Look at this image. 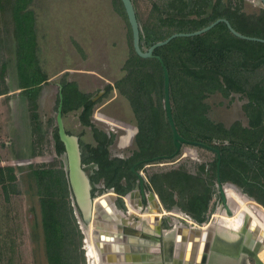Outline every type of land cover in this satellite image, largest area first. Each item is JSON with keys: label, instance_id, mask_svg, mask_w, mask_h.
<instances>
[{"label": "trees", "instance_id": "obj_1", "mask_svg": "<svg viewBox=\"0 0 264 264\" xmlns=\"http://www.w3.org/2000/svg\"><path fill=\"white\" fill-rule=\"evenodd\" d=\"M112 2L129 29V52L123 62V75L114 82V88L127 102L135 118L137 133L133 141L136 149L130 157L111 156L109 147L113 135L98 129L91 120L95 105L92 95L79 90L75 82L62 79L60 83L63 118L71 112H78L80 124L88 128L93 137V143L84 144L79 140L82 164H88L92 194L96 191L94 186L101 184L102 190L113 189L121 197L135 186L137 178L131 168L136 162L163 155L169 157L174 146L163 107L162 68L156 59H144L135 54L122 3L120 0ZM212 2L157 0L145 20L135 11L142 28L141 47L146 49L173 33L199 30L219 18L227 19L244 35L264 39V28L247 30L241 26L242 21L234 19L231 0ZM38 3L39 0H0V20L5 16L14 19L12 27L17 31L18 42L23 30L30 35L34 32ZM211 5L214 6L210 16L200 19L204 12L196 13L195 9L205 11ZM29 43L34 44V38ZM154 53L162 58L169 73L172 115L179 134L188 141L218 149L222 183L238 186L264 207V43L239 39L219 23L204 34L175 38ZM32 55L29 63L30 72L34 73L37 67L34 68L35 53ZM1 75L0 70V80ZM112 89L107 86L104 94H110ZM216 93L225 98L237 95L244 100L243 110L249 120L247 127L238 121L226 127L209 118V105L205 100ZM36 110L37 104L32 101L30 114L35 120ZM67 132L72 134L69 130ZM53 140L55 154L61 157L64 146L59 141L56 127L53 128ZM224 141L227 144H222ZM35 155L34 151L32 157ZM26 170L34 182L39 203L47 264H84L83 250L80 249L82 234L70 204L71 193L63 161L48 165L30 164ZM148 181L167 210L178 205L197 222H203L211 186L216 182V155L213 172L207 179L201 172L195 176L184 170H173L152 174ZM0 188L6 199L9 194L17 192L14 167H0ZM118 205L123 207L121 200Z\"/></svg>", "mask_w": 264, "mask_h": 264}, {"label": "rangeland", "instance_id": "obj_2", "mask_svg": "<svg viewBox=\"0 0 264 264\" xmlns=\"http://www.w3.org/2000/svg\"><path fill=\"white\" fill-rule=\"evenodd\" d=\"M40 1L42 2V0ZM44 1L49 2V10L45 8L46 10L43 13L52 14L55 12L61 18L60 66L62 68L70 67L71 72L63 73L60 80L75 82L79 90L91 94L92 98L96 97L100 91H105L107 86L113 87L110 94H103L94 101L95 105L91 120L98 129L103 130L110 136L113 135L112 144L109 147L112 157L124 159L130 157L136 149L134 139H132L137 132L135 118L127 102L117 94L114 88V82L123 75V62L129 52V29L126 20L117 12L112 0ZM215 1L213 0L212 4H215ZM154 2H157V0H132L134 9L142 20L150 15ZM213 6H209L205 11L198 8L195 9V12H204L200 19H207ZM263 10L264 8L259 0H231V13L234 19L242 21L241 26H244L247 30L253 31L264 28ZM44 26L50 28L51 23L47 22V25ZM75 43L77 47L74 45ZM85 71L87 74L81 73ZM53 98L43 106L45 115H51L52 124L55 123L54 118L58 105L56 98ZM205 101L209 105L208 114L211 120L221 122L227 127L235 121L240 122L243 126H248L243 110L244 100L239 96L225 98L216 93L208 96ZM63 120L65 128L76 135L84 144L93 143V137L89 133V129L84 128L78 120V112L67 114ZM50 145L52 144L45 145L41 149V155L38 158H31V152H28V158L26 157L22 162L25 165L23 167L24 171L17 174L16 193L9 194L8 199H6L0 188V264H46L42 249L39 203L35 195L34 182L28 176L26 168L29 164L42 165L46 163L48 165L62 160L65 170L64 155L55 157L54 148ZM214 159L215 154L213 151L199 145L186 144L182 147L181 152L172 159L144 162L139 166L137 172L145 180L146 192L149 191L156 195L157 202L159 201L162 208L168 212L166 214V212L160 211V213L157 211L160 214L159 217L162 218L159 227H157L158 231L151 228L149 233L140 227L144 222L139 217H134L129 213L126 204L129 197L135 199L137 206L140 205L137 180L134 188L121 197L113 189L102 190V185L96 184L94 186L96 191L92 194V197L98 199L101 195H105L104 193H107V191L112 190L114 204L117 209L122 211L124 216L121 215L123 218L117 216L118 219H115L118 225L114 226V232L119 231L128 235L126 241L129 245L127 247L130 252L134 250L141 253L142 258H144L142 264H169L172 259V251L175 248V229L184 228V231L188 232L189 230L202 229L204 226L207 227L212 221L213 215H217L224 205L218 194L216 182H214L211 186V197L205 220L197 222L178 205L167 210L156 192L151 189L148 178L152 174L184 170L195 176L201 172L202 176L207 179V176H210L213 172ZM87 165L83 164L85 171ZM86 173L88 174L87 171ZM120 200L123 205L122 208L118 205ZM147 201H142L143 206H147L141 211L142 213L146 212L147 208L151 206L148 197ZM70 204L71 206L74 205L71 194ZM78 221L83 228L86 227V224L80 216L76 218L81 233L82 230ZM146 222L148 223V220ZM176 233H178V230ZM83 240L84 235L82 234L80 249L83 250L84 264H89L88 259L85 258ZM209 247L211 249V245ZM130 258L135 261L132 256ZM216 259L218 260V257ZM180 263L183 264V259L180 260Z\"/></svg>", "mask_w": 264, "mask_h": 264}, {"label": "crops", "instance_id": "obj_3", "mask_svg": "<svg viewBox=\"0 0 264 264\" xmlns=\"http://www.w3.org/2000/svg\"><path fill=\"white\" fill-rule=\"evenodd\" d=\"M38 4L35 8L34 32L30 35L26 29L23 30L20 42L15 36L17 31L12 27L14 19L5 16L0 20V167H14L16 176L24 171L22 162L28 158V152H31V158H38L45 145L52 144L50 146L53 147L55 123H51V115H45L43 106L53 97L59 101L60 78L63 73L71 72L70 67L60 66L61 18L55 12L43 13L49 10V2L42 0ZM47 22L51 23L50 28L44 26ZM32 38L34 44L30 45ZM74 45L77 47L76 43ZM34 53V68L38 69H34L33 73L30 72L29 58ZM81 73L87 74L86 71ZM32 101L37 104L36 120L30 114ZM246 120L248 123L247 116ZM33 150L36 152L34 157ZM42 249L47 264L43 237Z\"/></svg>", "mask_w": 264, "mask_h": 264}, {"label": "water", "instance_id": "obj_4", "mask_svg": "<svg viewBox=\"0 0 264 264\" xmlns=\"http://www.w3.org/2000/svg\"><path fill=\"white\" fill-rule=\"evenodd\" d=\"M127 18V22L130 27L131 31V36H132V47L135 52V54L141 58H150V59H156L161 68H162V74H163V107L165 111V116L167 118V122L169 124V127L171 129V139L172 143L174 146V152L171 154V156H157L151 159H145L143 161H138L136 162L132 168L131 171L132 173L136 176L137 178V189L140 194V197L143 201H147V195L152 194L149 191L146 193L145 189V180L144 178L135 170L137 166L144 162H150V161H155V160H160V159H168V158H173L177 156L184 145H199L204 148H207L211 151H213L216 155V187L218 189V194L220 196L221 202L224 205L226 209V213L229 215L231 213L229 207H228V200L225 195L224 191V186L226 185H231L235 190H237L240 194L246 196V198H249L252 200L255 204L260 206L263 210L264 207L259 204L254 198L248 196L247 194L243 193V191L236 185L232 183H222L220 179V164H221V156H220V151L218 149L197 143V142H192L184 139L178 132L173 115H172V107H171V102H170V94H169V73L168 70L162 60V58L154 53V51L166 44H168L170 41H172L175 38L178 37H192V36H197L206 33L207 31L211 30L213 27H215L219 23H223L228 31L234 35L235 37L242 39V40H247V41H253V42H260L264 43L263 38H258V37H252V36H247L244 35L238 31H236L230 22L225 19V18H219L209 25L205 26L204 28H201L199 30L193 31V32H178V33H173L169 37H167L165 40L156 42L149 46L148 48L144 49L140 45V35L142 34V28L141 25L137 19L136 12L132 3V0H120ZM262 7L264 8V0H259ZM62 87L60 86V92H59V101L57 105V110L55 114V127L57 131V136L59 138V141L63 144L64 146V157H65V171H66V177L67 181L69 184V189L71 191V196L74 202V205H72L73 210H74V215L76 218L79 216L82 218V221L86 224V227L84 229H88L89 225H91L93 228L92 234L93 238L96 239L97 241L101 240L103 241L105 235L107 234H114V235H122L123 238H128V235L125 233H120L119 231L114 232L111 227L109 228V224L113 223L114 226H116V221H110L105 220L104 218L100 217V212H98V207L96 206V201L92 197V184L90 182L89 176L84 170L83 164H82V153H81V148H80V142L79 138L76 135L69 134L65 128L63 116H62ZM105 93L104 90L100 91L96 97L92 98V101H96L99 97L103 96ZM121 122V121H120ZM123 123V122H122ZM137 129V128H136ZM122 131V130H121ZM123 132V131H122ZM137 133V132H136ZM134 138V137H133ZM132 138V139H133ZM118 142V137L116 138ZM132 142V140H131ZM107 193H111L112 196V205L114 206V211L113 214L115 216H118V212L121 213L123 216L122 211L117 209L116 205L114 204V193L113 191H107ZM105 194V193H104ZM132 194V193H130ZM102 196V195H101ZM100 196V197H101ZM158 203V209L168 213L166 210L162 208L160 205L159 201ZM136 209L141 211L140 206H136ZM170 213V212H169ZM165 215V214H164ZM163 215V216H164ZM124 217V216H123ZM122 217V218H123ZM162 218H160L161 221ZM79 227L82 230V226H80V222L78 221ZM118 225V224H117ZM258 229V226L254 224L252 230L254 232ZM258 232V231H257ZM81 233L84 235L83 230ZM116 238V237H115ZM122 238V241L124 239ZM121 240V238H120ZM84 241V240H83ZM117 242V239L112 240ZM127 242V241H126ZM128 244V243H127ZM105 247V244H103ZM84 249V246H83ZM110 251V247L104 250V253L106 254L107 252ZM86 255V254H85Z\"/></svg>", "mask_w": 264, "mask_h": 264}, {"label": "bare ground", "instance_id": "obj_5", "mask_svg": "<svg viewBox=\"0 0 264 264\" xmlns=\"http://www.w3.org/2000/svg\"><path fill=\"white\" fill-rule=\"evenodd\" d=\"M224 191L231 213L228 215L224 207V209L219 211L217 215L213 217L212 221L210 222L212 227H216V230H218L220 236L226 238L231 242L232 245L236 246L241 240L244 242V239H246V235H248L247 233L249 232V226H254V224H256L258 229L254 232L257 236L255 237L261 240L263 239L262 241H264V210L252 200L240 194L231 185L224 186ZM111 196V193H105V195L95 199V201L96 206L99 209L98 212H100V217L104 218L105 220L109 219L110 221H115V219H118V217L113 214L114 206L112 205ZM147 197L149 198L151 206H149V209H147L146 212L142 213L136 209L135 199H132V197L128 198L126 204L129 209V213L134 217H139L140 220L144 222V227L143 225L140 227L147 229L149 232L151 231V228H153V230L156 229L157 223L158 226L160 225V214L157 211L160 212L161 210L158 209L156 195L150 194ZM118 214V216L122 218L120 212H118ZM146 220H148V223ZM109 225V228L111 227V229L114 231L113 223ZM208 226H204V228L199 229L200 234H198L197 229H194L195 232L191 233L190 230L187 232L186 230L184 231V228H176L174 233L175 248L172 251V259L169 264H181V259H183V264H186V262H188V264H199V261L203 256V246L205 237L207 236L206 233L201 235V232H206L204 230H206ZM212 227L210 230L213 231ZM92 228L93 227L89 225L88 229H82L84 232L83 244L86 254L85 258L88 259L89 264H142V259L144 258H142L143 256H141V253L137 251L135 252L134 250L130 252L129 249H126V251L124 250L123 244L126 243V238L122 237L124 239V241H122V235H111L108 233L107 236L105 235V237H103V241H97L93 238ZM177 230L178 233H176ZM115 239H117L116 243L115 241H112ZM252 243L255 245L256 241H253ZM103 244H105V247H103ZM106 247H110V251L105 254L104 250ZM258 251L259 259L264 260V247ZM131 253L133 254L131 255ZM131 256L135 261L131 260ZM211 256L213 257V255ZM211 256L210 260L212 261V264H218L212 260L213 258ZM225 262L230 261L228 258H225Z\"/></svg>", "mask_w": 264, "mask_h": 264}, {"label": "flooded vegetation", "instance_id": "obj_6", "mask_svg": "<svg viewBox=\"0 0 264 264\" xmlns=\"http://www.w3.org/2000/svg\"><path fill=\"white\" fill-rule=\"evenodd\" d=\"M86 171L88 172V165H87ZM138 201L140 204L139 206L141 207V211L144 210L148 206V201H147V206L145 207L143 206V203H142L143 200L141 199L140 194H139ZM135 205L137 206V204ZM147 209H149V207ZM222 209H224V207ZM156 226L159 227L158 223ZM252 226L253 225L249 226L248 228L249 232L247 233L248 235H246V239H244V242L243 240H241L236 246H234L231 244L229 240L220 236L218 230H216V227H212V224H210L208 228L204 230L206 232H201V235L203 233H206L207 236L205 237L204 246H203V256L200 259L199 264H212V261L210 260L211 255H213V257L211 256L213 258L212 260L218 264H221V263L223 264H264V260H260L258 256V253H259L258 250L264 247V241H262L263 239L261 240L259 238H256L257 236L252 230L253 228ZM211 227L213 228V231L210 230ZM156 229L154 230L156 231ZM190 232L194 233L195 231L192 230ZM197 232L198 234H200L199 230ZM253 241H256L255 245L252 243ZM257 243L259 246L257 245ZM123 245H124V250L126 251V249H128L127 246L129 244H127L126 242ZM210 245H211L212 250L209 247ZM217 257H218V260L216 259ZM225 258H228L230 262H225ZM186 264H188V262H186Z\"/></svg>", "mask_w": 264, "mask_h": 264}, {"label": "built area", "instance_id": "obj_7", "mask_svg": "<svg viewBox=\"0 0 264 264\" xmlns=\"http://www.w3.org/2000/svg\"><path fill=\"white\" fill-rule=\"evenodd\" d=\"M214 144H220V142H213ZM222 144H227V142L226 141H224V142H222Z\"/></svg>", "mask_w": 264, "mask_h": 264}]
</instances>
